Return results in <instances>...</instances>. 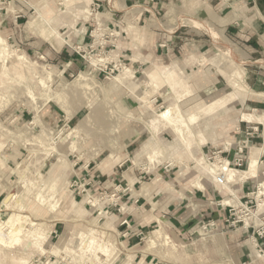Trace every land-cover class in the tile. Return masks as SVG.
<instances>
[{"label":"clouds","instance_id":"9594fccd","mask_svg":"<svg viewBox=\"0 0 264 264\" xmlns=\"http://www.w3.org/2000/svg\"><path fill=\"white\" fill-rule=\"evenodd\" d=\"M0 264H264V0H0Z\"/></svg>","mask_w":264,"mask_h":264}]
</instances>
